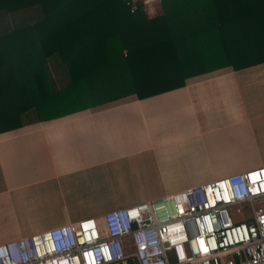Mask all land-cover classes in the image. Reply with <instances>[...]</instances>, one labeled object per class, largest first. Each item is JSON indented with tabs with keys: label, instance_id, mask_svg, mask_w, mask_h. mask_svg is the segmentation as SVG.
<instances>
[{
	"label": "crops",
	"instance_id": "obj_1",
	"mask_svg": "<svg viewBox=\"0 0 264 264\" xmlns=\"http://www.w3.org/2000/svg\"><path fill=\"white\" fill-rule=\"evenodd\" d=\"M262 165L264 61L4 131L0 243Z\"/></svg>",
	"mask_w": 264,
	"mask_h": 264
},
{
	"label": "trees",
	"instance_id": "obj_2",
	"mask_svg": "<svg viewBox=\"0 0 264 264\" xmlns=\"http://www.w3.org/2000/svg\"><path fill=\"white\" fill-rule=\"evenodd\" d=\"M0 0V133L264 61V0Z\"/></svg>",
	"mask_w": 264,
	"mask_h": 264
},
{
	"label": "built area",
	"instance_id": "obj_3",
	"mask_svg": "<svg viewBox=\"0 0 264 264\" xmlns=\"http://www.w3.org/2000/svg\"><path fill=\"white\" fill-rule=\"evenodd\" d=\"M0 264H264V165L0 243Z\"/></svg>",
	"mask_w": 264,
	"mask_h": 264
}]
</instances>
